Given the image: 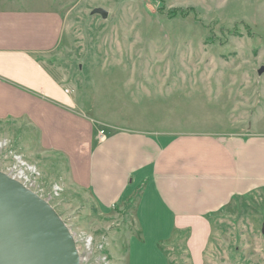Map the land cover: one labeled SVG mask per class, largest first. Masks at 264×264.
<instances>
[{
    "label": "rangeland",
    "instance_id": "374dc122",
    "mask_svg": "<svg viewBox=\"0 0 264 264\" xmlns=\"http://www.w3.org/2000/svg\"><path fill=\"white\" fill-rule=\"evenodd\" d=\"M4 3L59 15V43L38 60L69 91L74 111L105 135H264V73L258 74L264 67V0ZM18 133L15 124H0L3 150L37 167L36 193L71 231L80 264H122L127 239L136 232L129 223L133 200L105 217L86 190L65 185L60 162ZM3 154L2 172L11 165ZM263 227L260 188L176 231L159 248L167 264H264ZM86 236L93 240L89 252Z\"/></svg>",
    "mask_w": 264,
    "mask_h": 264
},
{
    "label": "crops",
    "instance_id": "0c3cea01",
    "mask_svg": "<svg viewBox=\"0 0 264 264\" xmlns=\"http://www.w3.org/2000/svg\"><path fill=\"white\" fill-rule=\"evenodd\" d=\"M62 31L57 13L0 6V124H15L24 142L60 162L65 185L86 190L105 217L133 200L136 232L122 264H167L159 245L176 231L264 188V135H105L76 113L38 60Z\"/></svg>",
    "mask_w": 264,
    "mask_h": 264
},
{
    "label": "water",
    "instance_id": "95a60500",
    "mask_svg": "<svg viewBox=\"0 0 264 264\" xmlns=\"http://www.w3.org/2000/svg\"><path fill=\"white\" fill-rule=\"evenodd\" d=\"M93 14L106 17L101 9ZM263 73L261 67L258 74ZM0 264H80L73 235L56 211L2 171Z\"/></svg>",
    "mask_w": 264,
    "mask_h": 264
},
{
    "label": "built area",
    "instance_id": "2783aa9c",
    "mask_svg": "<svg viewBox=\"0 0 264 264\" xmlns=\"http://www.w3.org/2000/svg\"><path fill=\"white\" fill-rule=\"evenodd\" d=\"M69 91L65 90V94H68ZM99 137L101 139L104 138V132L100 131L99 132ZM5 147L4 143H0V153H3V155L6 156L8 155V160H10L11 165L6 168L3 173H5L9 178L13 179L14 181L20 183L23 185L25 188L29 189L33 193L37 194L36 188V179L38 177V171L37 167L32 164L26 163L23 158L19 155H16L10 151L3 150ZM60 190L59 187L54 186L52 188V194H57V192ZM39 197L40 195L37 194ZM75 240V239H74ZM83 246L86 252L90 251L91 244H92V238L89 236H86L83 238Z\"/></svg>",
    "mask_w": 264,
    "mask_h": 264
},
{
    "label": "bare ground",
    "instance_id": "6f19581e",
    "mask_svg": "<svg viewBox=\"0 0 264 264\" xmlns=\"http://www.w3.org/2000/svg\"><path fill=\"white\" fill-rule=\"evenodd\" d=\"M76 242V241H75ZM80 254V253H79ZM80 256V255H79Z\"/></svg>",
    "mask_w": 264,
    "mask_h": 264
}]
</instances>
